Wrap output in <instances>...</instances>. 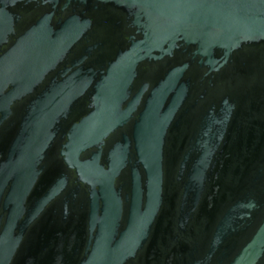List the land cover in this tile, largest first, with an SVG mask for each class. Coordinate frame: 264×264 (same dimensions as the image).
Wrapping results in <instances>:
<instances>
[{
    "label": "water",
    "instance_id": "1",
    "mask_svg": "<svg viewBox=\"0 0 264 264\" xmlns=\"http://www.w3.org/2000/svg\"><path fill=\"white\" fill-rule=\"evenodd\" d=\"M199 214L189 264H264V0H0V264H171Z\"/></svg>",
    "mask_w": 264,
    "mask_h": 264
},
{
    "label": "flooded vegetation",
    "instance_id": "2",
    "mask_svg": "<svg viewBox=\"0 0 264 264\" xmlns=\"http://www.w3.org/2000/svg\"><path fill=\"white\" fill-rule=\"evenodd\" d=\"M231 159H226L224 164L227 165L231 162ZM223 175L220 176V179ZM221 181V180H220ZM208 224V217L205 214L195 215L193 218L192 224L188 227V234L179 240H176L171 246L168 248V252L160 259V263H165L166 260L171 264H189V260L191 259L190 254L197 248V246L203 244L204 246L208 245V242L204 238H198L197 236L204 233L206 226ZM191 228H195L194 232H190ZM203 239V241L201 240ZM204 250H208L204 248ZM168 258V259H167ZM169 258H173L172 261ZM168 262H166L167 264Z\"/></svg>",
    "mask_w": 264,
    "mask_h": 264
}]
</instances>
